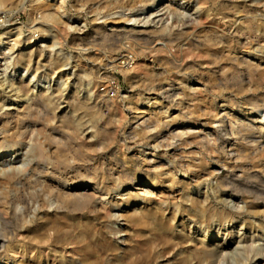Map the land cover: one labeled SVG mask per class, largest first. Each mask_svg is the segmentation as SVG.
<instances>
[{"label":"bare ground","instance_id":"1","mask_svg":"<svg viewBox=\"0 0 264 264\" xmlns=\"http://www.w3.org/2000/svg\"><path fill=\"white\" fill-rule=\"evenodd\" d=\"M76 1L81 6L77 5L79 7L78 10L83 8L85 2H88L87 0ZM178 1L179 0H102L100 6L102 11L106 14L105 16H102L103 19L105 18L104 22L108 21L113 25L128 23L126 26L133 27L131 29L127 28V31L125 28H122V33L132 32L133 36L141 37V35H144L145 38V35L149 33L151 34L152 30L151 28V31L148 30L147 27L145 28L143 25H140V23H146L148 21L154 22V19L159 16L174 15L177 11L179 12V9L181 8L178 5ZM183 1L185 4L183 10L188 8V10L194 9L198 12L199 8L203 7V13L201 12L202 14L200 13L193 19L196 20V23H194V21L192 22V19L190 18L179 19L182 23L181 25L185 28H187L189 23L192 22L193 25H190L191 28L188 27L190 30H170V33L168 35L166 33V36L164 35L166 29L165 26L162 27V24L156 29V31L153 30L152 35L153 33L156 36L163 35L162 38L166 39L167 42H170L171 44L176 43L180 47L182 43L185 42L186 47L183 50L182 55L186 58V61L190 62L189 66L184 65L187 69L196 68L195 64H191L193 63L192 61L194 58L204 60V63L210 67L212 72L210 71L209 75L204 73L206 71L202 72V70H199L198 68L199 71L195 70V72L198 71L197 74L199 75V78L201 80L205 79L206 82L204 81V84L199 78L188 80L193 83V85L201 84L202 87L206 85H209V87L222 85L226 90L229 89L230 86H237L235 95L243 96L245 99L244 106L246 104V112L242 109L240 110V114L244 117L242 120L233 117L232 111H235L236 107H238L236 106L238 104L235 103L233 97L231 99L228 97V99L222 98V104L219 106V110L215 113L213 112L214 119L212 123L215 127H212V134L210 133L212 137L209 138L207 136V138L205 136V142H202V146L198 144L201 146V149L196 153V155L198 154V156H202V158L213 157L214 161L211 163V167L202 170L200 168L202 160L198 157V159H193L186 155L187 152L183 153L185 155L182 153L176 154V152L175 154L170 155L169 149H166L165 157L160 156L161 154L159 153L160 155H158V158H153L154 155L151 154L149 158H143L142 162L146 165L145 174L147 173V182H145V185H136L138 182L140 183L144 181L142 169L137 166L138 169L136 171H138L137 173L139 174L138 179L134 178L130 170L122 168L123 170H121L120 175L118 177L116 176V180L112 181V188L110 187L108 189L105 184V178L100 174L102 171L99 172L100 168L98 169L95 167L96 165L92 163L93 159L86 156L79 145H77L79 147L73 145L76 147L73 148L75 155L71 151V154L73 155L71 157L75 158L74 156H76L77 159H74L75 161L72 162L68 160L67 157V159L60 157L62 151L58 146L55 147L57 144L55 145L54 143L55 146H49L46 150H44L45 148L43 147L44 149L42 150L46 153H40L38 164L33 169L30 168L32 171L29 170L30 174L28 173V177L26 176L25 178V182H27L31 181L30 178L32 176H37L38 179L41 178L40 182L42 181L43 184L45 183L44 188L47 192L41 200L40 210H34L36 212H32V210H23L16 213L15 209L10 210L12 200H10L5 192H0V264H16L15 260H10L9 258L2 261L4 258L1 255V253L4 252L3 249L5 248V242L14 238L11 233L12 231H9V229L13 227L26 231L27 234L24 236V240L26 244L31 246V248L34 246L39 248L49 246L53 247L55 250L58 248H71V252L69 251L68 253L73 252V254L75 253L79 256L78 263L75 264H218L220 257L227 253L226 248L231 240H235V246L237 251H239L235 252L237 253L235 264H248L247 258L251 254H264V0H197L199 4L198 8L196 6H189V4L195 2V0ZM73 3L75 5V2ZM66 4L67 0H0V19H2L0 23V110L4 107H7L8 110H15V112H7L6 114L4 113L2 117L0 116L2 118H0V187L2 184H6V180L3 181L4 183L2 180L7 171L5 162L6 159H8V155H16L17 151L20 149L22 140L29 132L28 129L30 124L26 123L24 121V116H20L19 114V111L21 110L20 105L26 102L27 107L30 108L31 111L34 107L35 110H37L38 108L36 109V107L39 106L50 107L53 105L56 96L52 97L48 94H51L53 91L57 82L55 79L59 78V75L54 76V74L50 75L48 72L45 73L43 71L51 65V67H54L53 65L57 62L60 63L61 66L63 63L65 67L70 64L68 63L69 57L61 54L58 48H56V45H59L57 44L59 35L63 34L67 36L83 32V28H79L78 25H72V23L77 22L78 19L68 12ZM174 4L177 5L176 9H173L174 7L172 5ZM20 7L28 9L29 11V21L24 24V26L13 22V17L15 15L14 12L19 10ZM163 10H165V12H163ZM214 10H216L215 13H213ZM92 11L94 12L93 9ZM257 14L260 18H257ZM187 15L189 14L187 13ZM162 17L156 20V22L158 23L162 21ZM189 17H191V15H189ZM176 19H178L177 14L172 23H174ZM238 20V25L235 26ZM80 21L83 22L84 20ZM135 21H137V25L130 23ZM221 21L223 22L222 24L220 23ZM101 23H103V21L95 24ZM135 28L143 29H138L139 31H136ZM25 29H27L26 33ZM96 29L101 32L100 28ZM112 31H114V29ZM36 33H38V35ZM83 34H85V32H83ZM35 35L40 37L36 39ZM106 35L107 33L104 36ZM140 37L138 38L141 39ZM153 41L154 44L152 48H142L143 45H139L141 48L137 45L136 48L132 45L129 47L127 46L128 50L125 51H128V53L126 52L127 54L123 57L128 58V55H131L133 58V55L136 57L139 55H149L152 58V62H156L160 66L163 65L168 67V70L169 68L172 70L177 69L179 66L171 59V57L169 58L167 57L168 55L166 56L164 54L167 53V51L166 49H163V40ZM2 46L4 48L3 51L1 50ZM178 52L180 53V50H178ZM181 59L183 60V58ZM61 60L62 63L60 62ZM133 60H135V58H133ZM134 63L132 64L134 65ZM145 65L146 64H144V66ZM144 66L136 65L130 69H121V71L123 72L125 79L128 81L133 80L132 78L134 77L131 75L136 73L135 78L138 77L141 84L143 81L155 82L154 78L159 72L155 73L153 70H150L149 72L147 66ZM32 67H34V69ZM8 69H10L9 71L12 75L7 73ZM69 69L71 68H65L63 70L67 71ZM39 70L42 71L39 72ZM50 73L54 72L51 70ZM69 75L70 72L64 74V77L66 76L64 79L65 83H67L66 81L71 77H69ZM159 75L161 74H158L157 76ZM88 76L90 75H85L86 78ZM86 78L82 79L86 80ZM137 82L138 81L134 83ZM182 84L183 82L180 81L179 85ZM87 85L88 89H86V94L88 95L85 97L81 96V98H83L80 100H73L75 103L73 102L74 105L71 109L73 113H76L77 119L79 118V120L76 119V121H79L82 126L83 122L88 121L89 123L93 121L88 119L93 117L95 115V109L99 108L97 107L98 101L96 97L92 99L95 92L91 90L92 87H90V80H88ZM174 86L176 85L169 83L165 88H163V86H158L159 88L153 87L152 90L157 93L153 92L151 94H157V97L158 95L160 96V94H164L167 96L166 98L170 99L178 97L181 99V102H179L182 104V98L186 95L181 91V87L177 88L178 86H176V88H174ZM188 87L189 90L193 89L194 91L198 90L200 92L205 89H201L202 87L199 88L197 86L193 88H190V86ZM50 88H52V91ZM215 88H213L214 92L218 89ZM75 90H77L76 86ZM5 92L9 93L8 97H12L8 106H5L6 98H8L7 95H5ZM208 92L210 91L208 90ZM214 97H216V95ZM147 100V106L144 104V107L135 106L131 108V111H133L132 113L136 114L132 119H136L138 118V115H141L139 118L141 121H139L140 123L136 126H143L144 129L141 127L143 129V134L146 135L151 132V130L148 129L156 128L159 121L156 118V113L158 112L155 111L158 107V101L156 98H154L153 101L148 98ZM193 100L191 101L193 102ZM195 101L197 102L198 100ZM178 105L179 103L176 106L178 107ZM129 106L131 107V105ZM209 106H205V108ZM193 107H189L191 109L189 111L194 110L195 107ZM196 107L198 110L199 107ZM217 107L218 106L215 108L217 109ZM184 108L186 107L184 106ZM206 110L207 109L201 111ZM32 112L34 113V111ZM35 113L37 112L35 111ZM196 114H198L197 111ZM34 116L31 117L30 115L31 119ZM71 117V114H65L64 116L62 114L61 119L63 118V120L59 121H62L60 122L62 124L66 121L70 122ZM6 118L9 119L5 120ZM70 123L73 124L74 122ZM71 127H73V125H71ZM199 127L206 128V125L203 123L201 124L198 120L194 121V118L193 121L189 119L182 121L179 127L167 130L165 134L156 132L155 134L150 135L149 144H152L150 147L153 149L158 146L161 147L160 143L164 141L167 142L168 140L183 141L185 137H188L191 134H197L199 136L205 129L203 128L202 130L201 128V130H196ZM76 129L78 128L76 127ZM136 132L139 133L141 131L138 129ZM78 133L80 132H77L76 134ZM105 135H103V138L106 139L107 136L109 137V135ZM135 136H137V134ZM222 136L225 138L223 144L219 143ZM50 137L53 138L52 136ZM53 139H55V137ZM105 139H102V141H105ZM72 140L73 139L71 138V142ZM186 141L188 143V140ZM49 142L53 145L52 141ZM90 143L91 146L92 142ZM187 143H185L184 146H188ZM189 144L192 145V142L189 141ZM46 146H48V143ZM81 146L83 147V145ZM95 146L92 145V148ZM165 146L166 148L173 147V150H177V146H174V144H169L167 142ZM99 148L95 147V150L97 151ZM70 149L71 148H69V150ZM219 154L223 155L225 158L224 161H222L221 156H218ZM61 155H64V153ZM166 160L169 163L166 162ZM135 164L138 165V162L136 161ZM100 166L101 164L99 167ZM220 168H222L223 171L220 170ZM231 169L233 171L235 170L238 174L229 177L228 171ZM12 171L14 175L11 177L20 180L21 176L15 169V166H13ZM107 171L108 169L106 170V173ZM179 171H184L185 174L192 173L194 179L189 181L183 179H171V184L169 186L166 185V188L169 187L170 189L176 187V190H170L168 194L163 193L161 190H152L153 188L162 189L161 178L163 175L171 174L169 178H173ZM22 174L25 175L24 173ZM213 177H216L211 185L215 200L209 197L210 194H207L206 189V185H209L211 182L210 178ZM122 178H124L125 181L122 180ZM242 179L246 180L247 183L244 182L245 184H243L241 181ZM10 180L11 178L9 181L7 180V183L10 182ZM109 181H111V178ZM14 186L13 191L17 189V187L15 186V188ZM192 186L196 187L198 191L203 188V192L200 193L199 197L198 195H192ZM5 187L6 186L3 185V188ZM3 188L1 187L0 191ZM130 188L138 191L132 193ZM45 189L44 191H46ZM112 190H115L118 195H121L122 192H126L124 199H120V202H115V205L109 207L110 210L117 212V214H111V212L109 214V209L108 212L106 211L110 218L118 217L120 220H123L124 229L122 231L131 237L130 241L129 238H127V240L124 238V242L126 243L129 241V243H126L123 248L118 247V245V248H116L111 242H107L108 239L104 240L102 238L103 236L101 237V232H99L97 228L98 221L105 215V212L104 214H101L103 213L102 208H104L103 206H105V204L99 202L96 203V199L98 198L102 201L106 195L112 192ZM230 190H233L232 192L236 191L237 193L242 192L245 196L242 201L243 206L238 208L240 211L232 212L223 205L219 206L224 202V200L219 197L224 191ZM166 197L177 198L179 204L177 202L169 203V200V202H167ZM218 198L220 200H218ZM12 202L15 203V199ZM48 208H51L52 210L50 211ZM42 212H45V215L39 218L37 229L30 230L29 225L35 221L36 213L40 214ZM31 213H33V216L28 219V216ZM183 213L187 214V219L182 215ZM188 220L193 221L195 225L192 227L191 221V224L189 225ZM234 225L239 228L233 230ZM259 240H263V243L260 245L253 244L254 242L257 244L256 241ZM249 241L251 244L248 243ZM182 244L186 246V249L180 247ZM164 247L168 248L167 251L164 250ZM59 252L61 253V251ZM29 253H31V251ZM40 256L41 253L37 252L35 255L37 260L33 263L29 262L32 260L27 261L25 260L26 257L24 258V256H22L20 257L21 259L19 258V262L17 261V264H43ZM60 257L64 258L65 256L60 254ZM65 262L67 264L66 259Z\"/></svg>","mask_w":264,"mask_h":264},{"label":"rangeland","instance_id":"2","mask_svg":"<svg viewBox=\"0 0 264 264\" xmlns=\"http://www.w3.org/2000/svg\"><path fill=\"white\" fill-rule=\"evenodd\" d=\"M87 1L88 2H85V5L83 6V8H80V10H78L79 9L78 6H80V5H79V3H77L76 0H67L66 8H67L68 12L72 16H74L76 19H78V21L72 23V25H78V27L81 28V29L83 28V32H85V34H83V32H81V33H78V34H70V35H67V36L62 34V35H59V38L57 39V44H59V45H56V48H58V50L60 51L61 54H64L67 57H69L68 58V63H70V64L65 67L63 65V63H62V60H61L60 62L62 63L63 67L60 65V63L57 62L56 63L57 65L55 64L56 67H55V65H53L54 67H51L52 66L51 65V66H49L51 69L48 67L46 69V70L49 69L48 71H46V70L43 71L45 73L48 72V74H50V75H53V74H54V76L55 75H57V76L59 75L58 76L59 78L61 76L60 79L59 78L55 79L57 82H56V84H55V86L53 88V91H52V88H50L52 92H51V94H48V95H50L52 97L56 96L55 99H54L53 105L50 106V107L39 106V107H36V109L38 108L37 110H35V107H34V109H32V111H34V113L30 110V108L27 107V103L26 102H24V103H22L20 105V109H21L20 111L22 113L19 111V114H20V116H24V121L26 123L30 124L29 129H28L29 132L24 137V139L22 140L21 145H20V149L17 151L16 155L10 154V155H8V159H6V162H5V167L7 169L6 173L7 172H9V173H7V175H6V173L4 174V179L2 180V182L4 180H6L5 181L6 184H2L1 187L3 188V185H5L6 187L3 188V189L6 190L7 192L4 191L3 189L0 191V192H5L8 195V197L10 198V200L14 201V199H15V201H16L15 203L11 201L12 204H11L10 210L11 209L12 210L15 209L16 213H19V212H21L23 210H32V212H36L34 210H40L39 208H41V206H40L41 205V200L44 198V196H45V194L47 192V190L44 188L45 183L43 184L42 181L40 182L41 178L38 179L37 176H32L33 178L32 177H31L32 179L30 178L31 181H27V182H25L26 181L25 178H26V176L28 177V175L30 174V171H32L31 169H33L38 164V161L40 159V153L41 152L46 153L44 150H46L47 147L49 148V146H55L57 144L55 147L58 146L61 149L62 153H64V155H61L62 153H60L61 151L58 148V150L60 151L59 152L60 153V157H64V159L68 158V160H70L71 162L75 161L77 159L76 156H74L75 158L71 157V156H73L71 153L73 152V154H74V149L73 148L75 146L76 147L80 146V148H82L84 154H86V156L91 157L93 159L92 163H94V165H96L95 167L98 168V169L102 168L101 170L99 169V172L102 171V172H100V174H102V176L105 178V180H106L105 184H106L108 189L110 187L112 188V186H113V182L112 181L116 180V178L120 175L121 170H123L122 168L130 170V172L134 176V178L138 179L139 174L137 173L138 171H136V170L138 169V167H140L142 169V172H143L142 175H144L143 176L144 181H142L140 183L138 182L136 185L141 186V185H145V182H147V178H146L147 177V175H146L147 173L145 174L146 165H145L144 162H142L143 158L144 157H148L149 158L150 154L154 155L153 158L154 157L158 158V155H160V154H161L160 156H164V155H166V153H165L166 149H169V154L170 155L175 154V152H176V154L177 153H182L183 154V153L187 152L186 155L192 157L193 159H196L198 157L199 159L202 160V165H200V168L202 170H205V169L211 167V163H213V161H214L213 157L212 158L211 157L202 158V156L200 157V156H198V154L196 155V153L200 151L201 146H202V142L203 141L205 142V139H204L205 136L206 137L208 136L209 138L212 137L210 135V133L212 134V127H215V125L212 123V121L214 119L213 116H214V113L219 110V106L222 104L221 103V99L222 98L231 99L233 97V100L235 101V103L238 104V105H236L238 107L235 106L236 110L232 111L233 117L235 119H238V120H242V118H244L243 115L240 114V110L242 109L244 112H246V104L244 106L245 99H244L243 96L235 95L236 94L235 90H236L237 86H234V87L230 86L231 88L229 87V89L226 90V89H224V87L222 85H216L214 87H211V86L209 87V85H206V86L202 87L201 84L193 85V83L189 82L188 80H190V79H198L199 75L197 73H198L199 70H202V72L206 71L207 73L206 72H204V73L209 75V73L211 71L210 67H208L207 64L204 63V60L199 59V58H194L193 61H192L193 63H191V64H195L196 68H193L194 70L193 69H187V67H185V66H189L190 62L186 61V58H184L183 55H182V52H183V50L186 47L185 46V42H183L182 43L183 46L181 45V47H180L176 43L171 44L170 42H167L166 39L162 38L163 35L162 36H156L154 33L152 35L153 30L156 31V29L158 27H160L162 24H163L162 27L165 26V29H166L165 32H164V35H166V33L168 35L170 33L169 32L170 30L171 31H179V30L180 31H186V29L190 30L189 29V28H191L190 25H193L192 22L194 21V23H196L195 22L196 20H193L194 17H197V15H199L201 12L203 13V10H202L203 7L202 8L200 7L201 10L199 8L198 12H196L194 9L188 10V8L183 10V7L185 6L184 1L183 0H181V1L179 0L178 1V5L181 8L179 9V12L175 11L176 12L174 14L175 16L172 15V14H170L168 16L164 15L163 17L161 16L162 17V21H160L158 23L156 22V20L161 18L160 16L157 17L156 19H154L155 20L154 22L148 21L146 23H144V22L140 23V25H143L145 28L147 27L148 30H150V28L152 30V31L150 30L151 34L150 33L146 34L145 38H144V35H141V37L140 36H133L132 32L131 33L130 32H127V33L123 32L122 33V31H121L122 28H125L126 31H127V28L131 29L133 27V26H126L128 23H121V24H118V25H113V24L109 23L108 21L104 22L105 18L103 19L102 16H105L106 14H105V12L102 11L101 6H100L101 5L100 3L102 2V0H87ZM73 2H75V5H74ZM172 6L174 7V8L172 7L173 9H176L177 5L174 4ZM189 6H196L198 8L199 4H198L197 0H195V2L189 4ZM92 9L94 10V12L92 11ZM16 11L14 12L15 15L13 17V22L19 23V25L24 26V24H26L29 21V17H28L29 16V11H28V9L20 7L19 10H16ZM89 11H91V12H89ZM184 11H185V13H184ZM163 12H165V10H163ZM163 12H161V13H163ZM215 12H216V10L213 11V13H215ZM187 13L189 15H191V17H189V15H187ZM176 14L178 15V19L175 20V22H176V25H175V22L172 23V21L175 19ZM179 15H180V17H179ZM258 16L259 15L257 14V18H260ZM95 18H97V19H95ZM163 18H164V21H163ZM180 18H181V20L185 19V18L192 19V22L189 23V26H188L189 28L188 27L185 28V27H183L181 25L182 23H181V21H179ZM1 20L2 19H0V23H1ZM80 20H84V21L82 22ZM100 21H103V23L95 24V23L100 22ZM238 22H239V20L236 22L235 26L238 25ZM130 23H133V24L137 25V21L130 22ZM220 23L222 24L223 22L221 21ZM96 28H98V29L100 28L101 32L99 30L97 31ZM153 28H155V29H153ZM113 29H114V31H112ZM138 29L142 30L143 28H135L136 31H139ZM26 30L27 29H25V33L27 32ZM102 30H105V31H102ZM99 32H100V35H99ZM106 33H107V35L104 36ZM36 34L38 35V33H36ZM138 37H140L141 39H139ZM149 37L151 39L152 38L153 39L151 40ZM147 38H149V39H147ZM114 39H115V42H114ZM153 40H161V41L163 40L162 41L163 47H164L163 49L164 50L166 49V51H167V53H164V54L166 56L168 55L167 57H169V58L171 57V59L179 67L177 69H175V70H172L170 68L168 70V67H165L163 65L160 66L156 62H152V58L149 55H146V56L139 55L138 57L133 55L134 56L133 58H135V60H133V63L134 62H136V63H134V65L132 64L131 67H135L136 65L144 66V64H146L145 66H147L149 72H150V70L151 71L153 70V72H155V73L159 72L158 74H161V75L157 76L158 75L157 74L155 76V78H154L155 82L153 81L154 83L153 82L143 81V83L141 84L139 79H138V77L135 78L136 77V73H133L131 75L135 79L132 78L133 80H131V81L130 80L129 81L126 80L124 75H123V72L121 71V69L125 70V69H130L131 67L124 68L122 66L123 64L120 62V60H122V58L123 59L126 58V57H123L124 55H126L128 53V51H125V50H128V47L130 45L135 46V48H136V45L138 47L143 45L144 47L142 46V48H146V47L152 48L153 44H154ZM145 41H148V42H145ZM152 41H153V43H152ZM85 42H86V44H85ZM140 43H142V44H140ZM3 49L4 48L2 46L1 50L3 51ZM178 50H180V53L178 52ZM68 54H69V56H68ZM181 55H182V57H181ZM180 57L183 58V60ZM201 61H202V63H201ZM183 67H184V70H183ZM32 68L34 69V67H32ZM65 68H71V69H69L67 71L66 70L64 71L63 69H65ZM9 70L10 69H8L7 73L12 75ZM51 70L54 73H50ZM195 70H198V71L195 72ZM40 71H42V70H39V72ZM59 71H60V73H59ZM68 72H70L69 77L70 76L71 77L66 81L67 83H65L64 79H65L66 76L64 77V74L68 73ZM83 73H84V75H83ZM86 74L90 75V76H88L86 78L85 77ZM146 74H147V71H146ZM82 78L83 79L86 78V80H83ZM88 80H90V87H92L91 90L95 92L94 95L92 96V99L94 97H96V99L98 101V106L97 107H99V108L95 109V111H94L95 115L93 117H91L92 119L91 118L88 119V120H93V121L89 122V123H88V121L83 122V126H84L83 127L81 125V123H79V121H76L77 115H76V113H73V111L71 109L73 108L72 106L75 103L73 100H75V101L77 99L80 100V99L83 98V97L81 98V96L85 97V96L88 95V94H86L87 93L86 89H88V87H87L88 86L87 85ZM143 80H144V78H143ZM136 81H138V82L134 83ZM178 81L179 82L182 81L183 84L179 85ZM200 81L201 82L203 81L204 84L206 82L205 79L204 80L200 79ZM112 82H117L118 87H119V93L115 94L114 96H109V95H106L102 91V89L106 88L107 84L112 83ZM141 82H142V80H141ZM169 83L178 86L177 88L181 87V91H183V93H185L186 96L182 98V104L180 103L181 99H179L178 97L170 99V98H166L167 96H165L164 94H160V96L158 95V97H157V94H151V93L154 92V90H152L153 87L154 88H159L158 86H163V88H165L167 86V84H169ZM147 84H148V86H147ZM64 85H66V86H64ZM72 85H73V87H72ZM74 85L76 86L77 90H75V86ZM176 86H174V88H176ZM188 86H190V88H193V87L197 86L199 88L202 87L201 89H204V88L205 89L203 91L201 90V92H203V93H201L198 90L197 91H194L193 89L189 90ZM220 86H221V88H220ZM215 87L218 88V89H216ZM3 88H4V85H3ZM55 88H56V90H55ZM210 88H211V90H210ZM213 88H215L218 91V93H217L216 90H215L216 92H214ZM29 90H28V92H29ZM57 90H58V92H57ZM208 90L210 92H208ZM219 90H220V92H219ZM233 90H234V93H233ZM154 93H157V92H154ZM5 95H7V97H8L9 93L5 92ZM202 95H203V98H202ZM213 95L214 96L216 95V97H214ZM74 96H76V97H74ZM217 96H218V98H217ZM97 97H100V98H97ZM147 98L151 99L152 101L154 100V98H156V100L158 101V107L156 108L157 110L155 109V111L158 112V113H156L157 114L156 118H157V120L160 121V123L158 121V125H157L156 128L148 129V130H151V132L146 135V134H143V129H144L143 126H140V127L136 126L138 123H140L139 121H141L139 119L141 115H138V118H136V119H132L133 116H135L136 114L132 113L133 111H131V108L135 107V106L136 107H138V106L139 107H144L145 105L147 106L148 105ZM10 99H12V97L6 98L5 106L9 105ZM99 100H101V101H99ZM191 100H193V102ZM195 100H198V101L196 102ZM152 101H150V102H152ZM187 101H190V102H187ZM209 101H210V103H209ZM71 103H73V104H71ZM126 103H128V104H126ZM178 103H179V105L177 107L176 105ZM109 105H110V107H109ZM129 105H131V107ZM209 105H212V106H209ZM215 105L218 106L217 109L215 108L216 107ZM184 106L186 108H184ZM188 106L190 108L194 106L195 109L192 110V111H189L191 109ZM196 106L199 107L198 108L199 111L197 110ZM205 106H209V107L205 108ZM53 107H54V109H53ZM187 108H189V109H187ZM209 108H212L213 111H212V109H209ZM49 109H50V111L51 110H54V111H51L52 112L51 113L49 111ZM184 109H185V111H184ZM205 109H207V110L206 111H201V110H205ZM96 110H97V112H96ZM165 110H166V113H165ZM35 111L37 113H35ZM108 111H109V113H108ZM196 111H197L198 114H196ZM7 112H15V110H8L7 107H4L2 110H0V116L2 117V115L4 113L6 114ZM107 113H108V115H107ZM33 114L34 115L36 114V115L34 116ZM62 114H63V116L65 114L66 115L67 114L68 115L71 114L72 117H71L70 122H74V123L71 124L69 121L64 122V124L60 123L62 121H59V120H63V118L61 119ZM30 115H31V117L34 116L36 119L34 117L31 119ZM193 118H194V121L198 120V122H200L201 124L203 123V124L206 125V128L205 127H199L198 129H196V130H201V128H202V130H203V128H205L201 135L198 136L197 134H191L188 137H185V139L183 141H181V140L180 141L179 140H168L167 142L169 144H174V146H177L179 148L178 149L176 147L177 150H173V147L166 148V146H165L167 144L166 141L160 143L161 147L158 146V147H156L154 149L150 147V145H152L151 143L149 144V142H150L149 136L150 135L155 134L156 132H160L162 134H165V132L167 130H171V129L175 128V127H179V125L182 123V121H185V120H188V119L193 121ZM8 119L6 118L5 120H8ZM34 119H35V121H34ZM77 120H79V118ZM174 124H177V125H174ZM208 124H210V125H208ZM71 125H73V127H71ZM88 125H89V127H88ZM0 126H1V121H0ZM80 126H82V127H80ZM76 127L78 129H76ZM79 127H80V129H79ZM138 129H140V131H141V132H139L140 134L136 132ZM73 130L76 131V132H74ZM77 132H80V133L76 134ZM50 133H51V135H50ZM63 134L67 135V136H64ZM105 134L109 135V137L107 136L106 139L103 138L104 137L103 135H105ZM136 134H137V136H135ZM38 135H40V136H38ZM50 136H52V137L54 136L55 139H53L54 137L51 138ZM155 136H158V135H155ZM105 137H106V135H105ZM199 137H201V138H199ZM71 138L73 139L72 142H71ZM45 139H46V141H45ZM102 139L103 140L105 139V141H102ZM186 140H188V143H187ZM49 141H52L53 145ZM64 141H65V143H64ZM100 141H101V144H100ZM159 141H160V138H159ZM184 141H186V142H184ZM189 141L192 142V145L189 144ZM46 142L48 143V146H46L47 145ZM90 142H92V145H94V146L96 145L95 146L96 148L100 147L99 150L96 151L95 147L92 148V145L90 146V144H91ZM196 142H198V143H196ZM224 142H225V138L222 136V138L219 141V143L223 144ZM49 143H51V144H49ZM54 143H55V145H54ZM69 143L71 144V146H70ZM98 143H99V145H98ZM185 143H187L188 146L187 145L184 146ZM193 143H194V145L196 143V145L194 146ZM41 144H42V146H41ZM66 144L69 145V146H67ZM198 144H200L201 146L198 145ZM73 145H75V146H73ZM77 145H79V146H77ZM81 145H83V147L85 146L84 149H83V147ZM24 146H25V148H24ZM89 146H90V149H89ZM21 147H23V148H21ZM192 147H194V148H192ZM69 148H71V149L69 150ZM42 149H44V150H42ZM188 152H189V154H188ZM183 155H185V154H183ZM194 156H195V158H194ZM218 156L219 157L221 156L222 161L225 160V158L223 157L222 154H219ZM70 157H71L72 160L70 159ZM99 157H101V158H99ZM187 158H189V157H187ZM99 160H100V162H99ZM101 160H102V163H101ZM135 160L138 162V165L135 164V162H136ZM185 160H189V159H185ZM124 161H126V162H124ZM22 162H23V164H22ZM33 162H34L35 165L33 164ZM166 162H168V161L166 160ZM205 162H206L207 165L205 164ZM99 163L101 164L100 167H99V165H100ZM132 164H133V166H132ZM220 165H222V164H220ZM13 166H15V169L19 172V175L21 176L20 180H17V179H14V178L11 177V176L14 175L13 171H12ZM31 166H33V167H31ZM205 166H207V167H205ZM25 169H26V171H25ZM104 169H106V170L108 169V171H107L108 175L106 173V170H104ZM220 170L223 171L222 168H220ZM27 171H29V172H27ZM22 173H24L25 175H23ZM235 174H238L235 170L233 171L231 169V170L228 171L229 177H233V175H235ZM170 175L169 174L168 175H163V177L161 178V182H162V187L161 188L162 189L153 188L152 190H161V191H163V193L168 194L170 192V190H176V187L175 188H170V189H169V187L166 188V185L169 186L171 184V182H170L171 179H174V180L183 179L185 181H189V180L194 179V176L192 175V173L185 174L184 171H179L176 174L175 177L172 176L173 178H169ZM109 176L111 178V181H109V179H110ZM10 178H11L10 182L7 183V180L9 181ZM215 178L216 177L210 178V181H211V182L209 181L210 184L206 185L207 194L208 195L210 194L209 197L211 199H213V200H215V199H214V192H213V190L211 188V185L214 182ZM122 180L125 181L124 178H122ZM241 181L243 182V184L247 183V181L244 180V179H242ZM163 183H165V184H163ZM14 185L17 187L18 190L15 189L13 191V189H14L13 186ZM23 187H24V189H23ZM191 188H192L191 189L192 195H198V197H199L200 193L203 192V188L200 191H198V189L196 187H194V186H192ZM44 189L46 191H44ZM130 191L133 193V192H137L138 190L130 188ZM232 191L231 190L230 191H224V193H222V195H221L222 197L220 196L219 198L224 200V202H223V204L221 203L219 206L223 205L229 211H232V212L240 211V210H238V208L243 206V202L242 201L244 200L245 196H244V194H242V192H238L237 193L236 191H234V192H232ZM14 193H16V194H14ZM125 193L126 192H122L121 195H118L117 192H115V190H112V192L110 194L106 195L102 201L100 199H98V198L96 199V203L99 202L101 204L102 203L105 204V206H103L104 208H102L103 210L101 209L103 211V213H101V214H104V212H105V215L104 216L101 215V216H103L102 217L103 219L101 218L98 221V224H97L98 231L101 232V237L103 236L102 238L104 240L108 239L107 242H109V243L111 242V244L114 245V247H116V248L125 247L126 243H129V241L131 240V237L129 235H126L122 231L124 229L123 220H120L118 217L110 218V216H109L110 212H111V214L112 213L113 214H117V212H115L113 210H110L109 207L111 205H115V202L116 203H118V201L120 202L121 201L120 199H124L125 196H126ZM242 197H243V199H242ZM219 198H218V200H220ZM173 199H175V200H173ZM166 200H167V202L170 201L169 203L177 202V198H171V197L168 198V197H166ZM177 203L179 204V202H177ZM104 209H105V211H104ZM108 209H109V212H108ZM48 210L51 211L52 209L48 208ZM37 215H39V216H37ZM44 215H45V212H42L40 214L36 213L35 221L29 225L30 230L37 229L39 218L43 217ZM83 215H85V214H83ZM182 215L185 216V219H187V214L183 213ZM31 216H33V213H31L28 216V219ZM190 221L191 220H188V224L189 225L191 224ZM191 222H192L191 226L193 227L195 225V223L193 221H191ZM238 228H239L238 226L234 225L233 230H235V229L237 230ZM9 231L10 232L12 231L11 233L14 236V238L12 240H7L5 242L6 244L4 243L5 244L4 245L5 248L3 249L4 252L1 253V255L4 258L2 261H5L6 258H9L10 260H15L16 264H17L19 262V260L21 259L20 257L24 256V258L26 257L25 260H27V261L32 260V261H29V262L33 263L35 260H37L35 255L37 254V252H40L41 253L40 259L43 262V264H62V261H63V264H66L65 259L67 261V264L78 263L79 256L77 254H75V253L73 254V252L72 253H68L71 250V248H68V249H67V247L66 248H58L56 250L53 247H49V246H44V247H41V248L34 246L33 248H31V246L29 244H26V242L24 240V236L27 234L25 230H19V229L13 227V228H10ZM24 232H25V234H24ZM21 234H22V236H21ZM124 238L126 240H127V238H129V241H127L125 243L124 242ZM234 241H232V240L230 241V244L226 248V252L227 253L220 257L219 262L221 264H235V262H236L235 258L237 256V253H235V252H239V251H237V248L235 246ZM250 241L248 242L249 244H251V242H252V241L251 242ZM256 242H257V244L255 242L253 244L254 245H260V244L263 243V240H259V241H256ZM9 245H10V248H9ZM117 245H118V247H117ZM12 246H14V247H12ZM180 247L186 249V246L183 245V244ZM164 248H165L164 250L167 251L168 248L167 247H164ZM29 250L31 251V253H29L30 252ZM44 250H46V251H44ZM59 251H61V253ZM15 252H17V253H15ZM60 254L64 255L65 257L61 258ZM43 255H45V256H43ZM254 255H256V256H254ZM33 257H34V259H33ZM233 259H234V261H233ZM247 259H248V261H247L248 264H264V254L263 255L260 254V253L259 254H251L250 256H248ZM219 262H218V264H220Z\"/></svg>","mask_w":264,"mask_h":264},{"label":"built area","instance_id":"3","mask_svg":"<svg viewBox=\"0 0 264 264\" xmlns=\"http://www.w3.org/2000/svg\"><path fill=\"white\" fill-rule=\"evenodd\" d=\"M35 38L37 39L38 36L35 35ZM120 62L123 64L122 66L124 68H128L132 66L133 58L131 55H128V58L120 60ZM111 81V80H110ZM102 91L109 96H114L115 94L119 93V87L117 82H112L107 84L106 88H103Z\"/></svg>","mask_w":264,"mask_h":264}]
</instances>
